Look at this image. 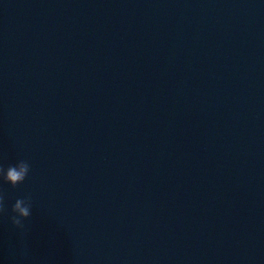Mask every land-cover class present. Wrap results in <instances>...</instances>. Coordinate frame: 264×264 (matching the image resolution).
<instances>
[{"label":"water","instance_id":"1","mask_svg":"<svg viewBox=\"0 0 264 264\" xmlns=\"http://www.w3.org/2000/svg\"><path fill=\"white\" fill-rule=\"evenodd\" d=\"M264 71V0H0V164L32 200L108 135L200 87Z\"/></svg>","mask_w":264,"mask_h":264},{"label":"clouds","instance_id":"2","mask_svg":"<svg viewBox=\"0 0 264 264\" xmlns=\"http://www.w3.org/2000/svg\"><path fill=\"white\" fill-rule=\"evenodd\" d=\"M31 171L30 163L19 159L13 164L4 166L0 164V182L10 184L12 187L21 185L28 178ZM5 206V196L0 194V210ZM33 200L31 194L18 197L11 206L10 220L18 228L24 227V222L32 215Z\"/></svg>","mask_w":264,"mask_h":264}]
</instances>
